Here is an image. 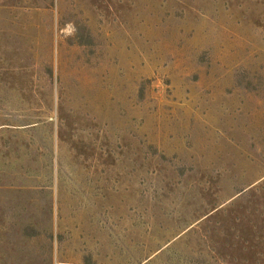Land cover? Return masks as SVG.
I'll return each mask as SVG.
<instances>
[{"label":"rangeland","instance_id":"374dc122","mask_svg":"<svg viewBox=\"0 0 264 264\" xmlns=\"http://www.w3.org/2000/svg\"><path fill=\"white\" fill-rule=\"evenodd\" d=\"M0 264H264V0H0Z\"/></svg>","mask_w":264,"mask_h":264}]
</instances>
